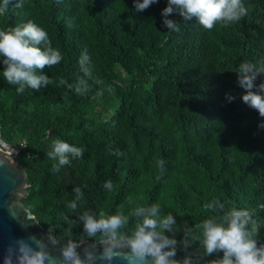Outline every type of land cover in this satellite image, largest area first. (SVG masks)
Masks as SVG:
<instances>
[{
  "label": "trees",
  "instance_id": "obj_1",
  "mask_svg": "<svg viewBox=\"0 0 264 264\" xmlns=\"http://www.w3.org/2000/svg\"><path fill=\"white\" fill-rule=\"evenodd\" d=\"M166 3L137 12L133 0H12L0 30L31 20L64 57L43 74L75 85L86 52L92 79L83 95L56 84L18 93L0 63V126L9 144L26 142L18 157L30 185L23 204L61 243L95 241L78 220L85 211L114 215L123 205L129 214L158 202L161 214L176 220L174 238L188 242L187 248L178 243L175 258L208 264L222 253L205 256L193 239H202L195 225L214 215L204 209L207 202L219 199L226 209H250L264 219V128L258 127L264 118L242 102L237 71L243 62L264 65V0H243L247 16L211 30L196 18L168 17L180 24L178 32L162 24ZM262 82L264 73L255 81ZM226 93L235 99L227 102ZM55 138L84 149L58 173L46 155ZM108 180L111 190L102 187ZM73 200L74 211L66 207ZM65 217L76 221L70 237H63ZM258 239L264 243V228Z\"/></svg>",
  "mask_w": 264,
  "mask_h": 264
},
{
  "label": "clouds",
  "instance_id": "obj_2",
  "mask_svg": "<svg viewBox=\"0 0 264 264\" xmlns=\"http://www.w3.org/2000/svg\"><path fill=\"white\" fill-rule=\"evenodd\" d=\"M12 0L0 2V15L8 11ZM159 0H133L137 12H144ZM14 7H22L16 3ZM249 9L243 0H167L166 6L161 10L162 24L169 32H178L180 24L168 17L178 15L184 21L196 18L197 22L206 30H211L220 22L221 26H228L239 22L248 15ZM0 56L4 59L3 76L10 85L17 86L16 91L23 93L26 88L39 92L42 88L56 84L57 87L66 86L77 94L83 95L89 89L88 80L92 79L90 57L86 52L81 54L79 64L83 76L75 85L68 84L67 80L60 77L58 80L43 74L45 67L58 65L63 60V55L58 48L52 46L48 33L38 24L29 20L27 23L17 24L0 30ZM39 70V71H38ZM238 71V84L244 90L241 100L251 109L257 111L259 117L264 118V82L257 85V76L264 73V65L243 62ZM100 83V81H96ZM226 101L232 102L235 97L226 93ZM67 99V95H65ZM264 128V123L258 125ZM0 144L6 142L0 139ZM14 152L11 148L5 155L10 157ZM84 152L82 147H75L64 140L55 138L51 141L50 150L46 153L49 160L54 161L52 171L58 173L61 168L71 164L72 159L80 157ZM119 156L121 153L116 152ZM5 161L0 160V166ZM165 161H157L160 174L165 172ZM112 181H105L102 185L111 190ZM78 200L83 199L80 188L74 189ZM131 201V197L128 198ZM66 207L75 210L76 201L69 202ZM123 205L117 209L116 214L108 215L99 211L92 215L85 211L78 217L82 222L84 236L99 243L97 249H84L83 257L77 251L80 242L67 239L61 243V237L48 236L52 244L60 245V254L64 264H96L97 260L104 264H113L114 259H122L126 264H192L190 256L177 260L176 252L178 243L188 247L187 240L178 242L175 237L174 225L176 220L171 213L161 214V205L152 203L149 206H136L129 214H125ZM264 209V205L259 206ZM207 212L214 215L202 220L195 225L202 232L199 239L205 256L222 253L217 259L210 260L208 264H264V243L259 241L260 230L264 228V219L254 216V211L246 208L227 207L219 199H212L204 205ZM226 209V210H225ZM135 217L131 230H126L130 218ZM68 229L63 237L71 236V228L76 221L65 217ZM191 229H189V232ZM172 233V236L165 233ZM187 236V233H185ZM35 248L24 240L15 241L16 248L9 246L5 264H12L15 254L17 264H53V258L46 251V245L36 238H30Z\"/></svg>",
  "mask_w": 264,
  "mask_h": 264
},
{
  "label": "water",
  "instance_id": "obj_3",
  "mask_svg": "<svg viewBox=\"0 0 264 264\" xmlns=\"http://www.w3.org/2000/svg\"><path fill=\"white\" fill-rule=\"evenodd\" d=\"M7 153L0 151V160H4V166H0V264H5V256L11 245L16 248L15 241L24 240L35 248L30 238L34 237L46 245V251L53 258V264H64L60 254V245L52 244L48 240L50 235L38 222L35 216L25 207L23 200L27 197L30 185L26 172L18 163L17 156L6 157ZM77 251L83 257L84 249L95 248L99 255L100 245L97 241L80 242ZM12 264H17L15 254ZM45 264H48L46 261ZM96 264H104L97 260ZM113 264H126L122 259H114ZM147 264H151L149 260Z\"/></svg>",
  "mask_w": 264,
  "mask_h": 264
},
{
  "label": "built area",
  "instance_id": "obj_4",
  "mask_svg": "<svg viewBox=\"0 0 264 264\" xmlns=\"http://www.w3.org/2000/svg\"><path fill=\"white\" fill-rule=\"evenodd\" d=\"M0 139L4 140L2 136L1 126H0ZM11 148H14V152L12 153L11 156L19 157L21 154H23L26 151V142L24 140H21L18 144L15 145H11L8 142H6V144H0V151L2 152L8 153Z\"/></svg>",
  "mask_w": 264,
  "mask_h": 264
}]
</instances>
